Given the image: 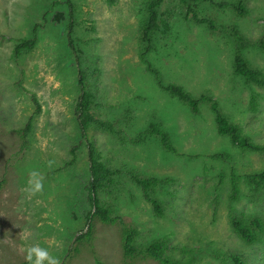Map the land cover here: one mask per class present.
<instances>
[{
	"label": "rangeland",
	"instance_id": "obj_1",
	"mask_svg": "<svg viewBox=\"0 0 264 264\" xmlns=\"http://www.w3.org/2000/svg\"><path fill=\"white\" fill-rule=\"evenodd\" d=\"M66 1L0 0V264H26L24 248L31 244L48 248L59 264H128L121 240L129 228L137 248L164 239L166 256L180 264H235L231 256L264 264V235L247 245L230 226L233 219L264 223V188H251L243 178L264 171V153L242 151L219 136L207 104L192 115L159 89L139 60L149 0H70L76 54L67 46ZM245 8L239 16L209 2L162 0L147 60L164 85L212 97L243 136L264 144V90L233 73L237 31L247 42L242 56L264 75V0H246ZM192 12L214 28L195 22ZM37 24L44 25L37 45L15 59L14 45ZM79 72L92 95V116L108 125L87 127L95 157L113 173L98 191L99 203L123 225L93 218L90 236L77 243L93 210L88 146L79 145L76 123ZM151 124L167 134L178 155L161 147ZM30 169L40 172L43 185L31 196L20 191ZM232 176L238 177L234 201ZM149 178L157 180L147 194L159 210L135 182Z\"/></svg>",
	"mask_w": 264,
	"mask_h": 264
},
{
	"label": "trees",
	"instance_id": "obj_2",
	"mask_svg": "<svg viewBox=\"0 0 264 264\" xmlns=\"http://www.w3.org/2000/svg\"><path fill=\"white\" fill-rule=\"evenodd\" d=\"M192 1H204L209 2L217 8H229L233 10L239 16H244L247 14L245 8L246 0H237L234 3L232 2H221L214 3L212 0H192ZM162 3V0H149L146 4L147 18L141 28V44L143 46L142 52L139 55L140 62L145 65L147 72L153 77L157 86L160 90L167 93L170 97L177 99L178 101L184 103L190 110L192 115L199 114V106L201 104H207L212 113L214 114V121L216 126V132L219 136H225L229 138L230 142L241 149L242 151H248L250 153H264V144H257L250 141L247 137L243 136L241 129L236 124L231 123L224 115L219 111V107L216 101L212 97L201 94L198 97L191 96L185 89L178 85H164L161 81L159 72L151 65L147 60V54L152 49V35L158 29V9ZM68 10V26H67V38H68V48L76 54V50L72 42V4L70 0H67L64 3ZM48 14V13H47ZM46 14V15H47ZM192 16L195 22L198 24L205 23L211 30L214 28L213 24L209 20H197L194 12ZM43 24L46 23L44 18L42 21ZM43 24H37L33 27L31 34L28 38L18 40L13 47V56L14 58H19L23 53L29 52L35 48L38 42V32L44 28ZM234 45H236L237 50L234 56V65L233 73L236 77L241 78L245 84L253 85L264 90V75L259 71L249 66L248 62L244 59L241 54V48L247 45L245 38L237 31H234ZM78 89L80 91L79 101L76 106V123L79 129L80 142L81 144H86L88 146V161H89V188L90 194L88 200L92 205L93 210L89 211L85 217V224L89 225L88 231L82 233L76 238V242H83L90 236L91 232V223L93 218H98L100 222L104 224H121V219L118 216H113V211L109 208L101 207L98 199V191L104 186V183L110 179L113 173L107 168V166L99 161L95 157L94 149L89 145L87 127L91 124L96 125L100 128H108V125L94 118L91 114V101L92 95H90L85 88L82 75L78 74ZM32 100L35 104L36 111L38 110V104L34 97ZM256 97L253 95L251 98V107L255 109ZM31 118L28 119L26 125L21 130L23 138H25L31 128ZM149 133L153 136H156L159 139L161 147L172 154L178 155L174 147L170 145L167 134L162 131L156 125L151 124L149 126ZM25 143L22 144L21 148H25ZM245 183L254 189H263L264 188V171L247 174L244 177ZM238 177L232 176L231 179V200L234 201L237 199L239 193L237 186ZM136 184L141 187L145 200L156 210H159V203L157 200L149 194H147L148 189H152L156 186L157 180L155 178L149 179H135ZM119 222V223H118ZM232 231L238 236V238L247 245H252L262 240L264 235V223L257 219L251 218L248 220L233 219L230 222ZM135 231L133 229H126L124 231L121 244H122V255L123 259L132 264L131 260L134 258H147L154 261H157L159 264H180L178 262L171 261L166 256V251L168 250V244L166 240L154 241L142 249H139L135 246ZM72 251H70L71 253ZM69 258V256H68ZM235 264H241V261L236 256L230 257ZM65 264V263H63ZM98 264H100L98 262Z\"/></svg>",
	"mask_w": 264,
	"mask_h": 264
},
{
	"label": "clouds",
	"instance_id": "obj_3",
	"mask_svg": "<svg viewBox=\"0 0 264 264\" xmlns=\"http://www.w3.org/2000/svg\"><path fill=\"white\" fill-rule=\"evenodd\" d=\"M52 161L48 162L51 166ZM42 176L36 169H30L27 172V180L25 186L20 189L27 195H35L42 190ZM24 259L26 264H59L57 257L52 255L48 248L42 247L40 244H31L24 248Z\"/></svg>",
	"mask_w": 264,
	"mask_h": 264
}]
</instances>
